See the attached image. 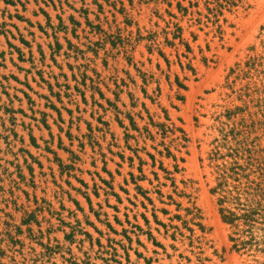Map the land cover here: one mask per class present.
Returning a JSON list of instances; mask_svg holds the SVG:
<instances>
[{"label":"rangeland","instance_id":"rangeland-1","mask_svg":"<svg viewBox=\"0 0 264 264\" xmlns=\"http://www.w3.org/2000/svg\"><path fill=\"white\" fill-rule=\"evenodd\" d=\"M187 1L0 0V264H264L263 252L232 249V230L218 214L207 166L225 122L217 116L239 104L225 94L226 77L236 64L264 55V0H238L225 15L223 41L215 40L208 54H215L214 63L204 66L198 56L183 102L164 77L159 103L145 99L141 79L121 52L122 40L156 22L162 26L158 16L167 18V9L175 12L176 3ZM203 39L200 33L196 45L204 47ZM132 56L159 77L156 55L149 63L143 43ZM124 71L136 83L118 94ZM174 72L182 76L176 66ZM162 108L185 137L178 151L171 146L181 169L172 176L190 203L173 193L159 168L173 170L172 160L157 154L161 137L126 139L138 133L125 113L155 133L149 117L163 121ZM255 136L264 148V128ZM189 206L205 229L193 246L157 224L182 228L173 217L186 220Z\"/></svg>","mask_w":264,"mask_h":264},{"label":"trees","instance_id":"trees-1","mask_svg":"<svg viewBox=\"0 0 264 264\" xmlns=\"http://www.w3.org/2000/svg\"><path fill=\"white\" fill-rule=\"evenodd\" d=\"M238 5V0H188L186 4L178 2L175 12L170 9L165 11L167 18L158 16L163 22L162 26L156 22L153 29L144 33L138 31L134 38L122 40L121 52L127 65L133 66L136 76L141 79L143 97L153 104L159 103L162 94L161 77H164L169 89L175 88L174 98L183 102V93L188 89L189 77L193 76L194 80L196 79L195 61L199 56V61L204 66L214 63L215 54L208 56L212 51L211 44L215 40L220 43L223 41L225 26L229 24L225 15L233 13ZM200 33L204 36V47L200 44L196 45ZM142 43L149 56L147 59L149 63L152 62L151 57L156 55L155 67L159 71V77H156L154 72L144 70V62L134 61L132 53L136 46ZM262 43L264 48V42ZM193 45H196L195 48ZM166 50H170V53L167 54ZM160 60L164 63V68L161 67ZM173 66L179 68L182 76L172 73ZM124 73L126 78L120 79V83L116 85L118 94L130 84L136 83L128 71ZM241 81L245 83H240V87L236 89V83ZM151 83L156 86L149 94L146 87ZM224 89L228 91L225 93L226 96L234 97L239 104L225 107L224 112L216 118L218 120L224 117L225 122H220L222 125L219 129L220 138L212 141L214 147L207 155V166L212 169L214 176V186L210 189V193L215 197L221 221L232 230L229 236L232 249L236 252L254 250L264 253V148L258 144L260 137L255 136L264 128V55H254L243 64H236L225 79ZM128 97L132 101L131 106L135 107L137 99L131 92H128ZM116 98L119 100L118 96ZM109 105L114 106L110 102ZM141 106L145 109V103ZM162 112L161 122L153 121L152 117H149V126L155 129V133L146 126L142 129L138 128L133 116L125 113L124 116L129 119L131 129L138 133L137 136L126 134V139L144 137L154 141L155 135H159L161 137L159 145L163 150L158 151L157 154L171 159L173 170H167L162 163L159 164V168L165 174V179L171 182L173 193L178 197L186 198L190 203L188 195L178 189L176 179L172 176L178 174L181 169L178 163L180 159L171 150V146L174 145L175 150L178 151L179 146L184 147L182 143L185 142V137L182 130L170 122L168 111L162 108ZM121 114L118 111V115ZM117 120L120 126L124 127L123 121ZM166 139H169V145L165 144ZM149 158L154 166L155 156L150 154ZM154 176L156 180L159 179L156 173ZM157 194L163 196L160 191H157ZM166 198L170 203L175 204L172 195ZM177 207H180V203H177ZM185 212L186 220L179 215L173 217L181 222L182 228L158 221L157 224L162 226L166 233L172 229L173 239L179 235L193 246V239L196 241L199 239L195 236L196 233L203 234L205 229L198 211L193 206L185 208ZM162 213L168 214L166 210H162ZM184 231L189 235L186 236ZM196 248L199 249V246ZM198 260L200 262L201 258L199 257Z\"/></svg>","mask_w":264,"mask_h":264}]
</instances>
